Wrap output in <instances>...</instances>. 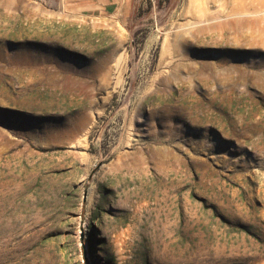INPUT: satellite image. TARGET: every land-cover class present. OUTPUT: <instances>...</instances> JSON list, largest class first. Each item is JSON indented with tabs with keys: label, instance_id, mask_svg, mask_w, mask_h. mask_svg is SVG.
I'll return each instance as SVG.
<instances>
[{
	"label": "rangeland",
	"instance_id": "1",
	"mask_svg": "<svg viewBox=\"0 0 264 264\" xmlns=\"http://www.w3.org/2000/svg\"><path fill=\"white\" fill-rule=\"evenodd\" d=\"M0 264H264V0H0Z\"/></svg>",
	"mask_w": 264,
	"mask_h": 264
},
{
	"label": "crops",
	"instance_id": "2",
	"mask_svg": "<svg viewBox=\"0 0 264 264\" xmlns=\"http://www.w3.org/2000/svg\"><path fill=\"white\" fill-rule=\"evenodd\" d=\"M68 10L85 17H106L128 21L135 0H64Z\"/></svg>",
	"mask_w": 264,
	"mask_h": 264
},
{
	"label": "bare ground",
	"instance_id": "3",
	"mask_svg": "<svg viewBox=\"0 0 264 264\" xmlns=\"http://www.w3.org/2000/svg\"><path fill=\"white\" fill-rule=\"evenodd\" d=\"M191 1H192V0H191ZM204 1H205V0H196V2H199V3H201V4H204ZM198 5H199V4H198ZM198 5H197V6H198ZM199 6H200V5H199ZM200 7H201V6H200ZM207 7H208V6H207ZM210 11H211V10H210ZM185 12H186V11H185ZM202 12H203V11H202ZM196 13H197V12H196ZM211 13H212V12H211ZM182 15H183V14H182ZM185 16H186V15H185ZM218 17H219V16H218ZM216 19H217V18H215V17H214V18H213V17L210 18L209 15H208L207 18H205L203 21H200V22L197 21L196 23H199V25H200L201 23H204V24L206 25V24H209V23L211 24V23L214 22V20H216ZM217 20H218V19H217ZM193 23H194V22H193ZM196 23H195V25H196ZM199 25H198V26H199ZM212 25H213V24H212ZM207 26H208V25H207ZM209 26H210V25H209ZM195 27H196V26H195ZM210 27H211V26H210ZM187 29H188V28H187ZM208 29H209V28H208ZM169 32H170V31H169ZM166 38H167V37H166ZM164 43H165V42H164ZM164 45H165V44H164ZM166 45H167V44H166ZM161 150H162V149H161ZM167 152H168V151H167ZM156 153H157V151H156ZM165 153H166V152H165ZM160 155H161V154H160ZM164 155H165V154H164ZM167 157H168V156H167ZM172 158H173V156H172ZM168 160H169V159H168ZM172 161H173V160H172ZM172 164H173V163H172Z\"/></svg>",
	"mask_w": 264,
	"mask_h": 264
}]
</instances>
